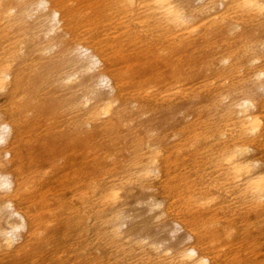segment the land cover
<instances>
[{
  "label": "bare ground",
  "instance_id": "6f19581e",
  "mask_svg": "<svg viewBox=\"0 0 264 264\" xmlns=\"http://www.w3.org/2000/svg\"><path fill=\"white\" fill-rule=\"evenodd\" d=\"M0 92V264H264V0H0Z\"/></svg>",
  "mask_w": 264,
  "mask_h": 264
},
{
  "label": "rangeland",
  "instance_id": "374dc122",
  "mask_svg": "<svg viewBox=\"0 0 264 264\" xmlns=\"http://www.w3.org/2000/svg\"><path fill=\"white\" fill-rule=\"evenodd\" d=\"M191 2L194 4V3H196V0H191ZM18 34L19 33L17 31L13 30L9 34H5V35H7L9 37H16ZM104 92H106V90H104ZM54 101H55V98L51 97V99H49L48 101L44 100L43 102L44 103H47V102L54 103ZM6 104H7V102H6V98H5V93L0 92V110H4V107L6 106ZM188 107H190V106H188ZM186 111H188V113H189L190 109L187 108ZM184 113L180 114L178 117L181 118L182 116H185L186 113L185 114ZM60 120L61 119L58 115L53 117V115L48 114L43 119V123L45 125L44 127H46V129H49L51 125L56 126L58 123H60ZM168 126H169L168 121L160 123L159 125H157V131L155 134L161 133L160 131L162 129H163L162 131H164L165 129H167ZM51 128H52V126H51ZM53 132H54V129H53ZM49 137L52 139V137L50 135H49ZM56 140H57L56 142L59 143L58 138H56ZM53 141H55V139ZM60 148H62V147L60 146ZM133 196H135V195H131L128 197L124 196L123 205L121 206L122 214L125 216L124 226H123L124 231H129L133 225L142 224V221L146 220L145 218H147L149 215L145 212V209L142 207L143 206L142 204H137V203L131 202L134 199ZM154 198L158 200L159 196L155 195ZM20 232H23V231H20ZM157 233H158V238L165 239L164 243H167V244L171 243L172 239H170L169 235L165 234L163 232V230H158ZM179 236H180L179 234H176L174 237L177 239ZM18 241H19V239H18Z\"/></svg>",
  "mask_w": 264,
  "mask_h": 264
}]
</instances>
